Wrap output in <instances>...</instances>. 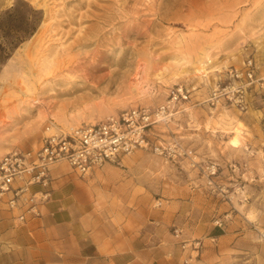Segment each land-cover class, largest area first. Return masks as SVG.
I'll return each instance as SVG.
<instances>
[{"label": "rangeland", "instance_id": "rangeland-1", "mask_svg": "<svg viewBox=\"0 0 264 264\" xmlns=\"http://www.w3.org/2000/svg\"><path fill=\"white\" fill-rule=\"evenodd\" d=\"M16 1L0 0V26ZM22 1L41 21L0 54V157L38 146L55 126L169 104V118L151 128L167 153L136 149L111 164L115 192L157 210L194 194L211 216L195 230L184 218L169 223L178 264H253L264 248V88L244 87L243 111L213 91L245 85L227 71L249 58L264 76V0ZM235 134L238 147L228 143Z\"/></svg>", "mask_w": 264, "mask_h": 264}, {"label": "crops", "instance_id": "crops-1", "mask_svg": "<svg viewBox=\"0 0 264 264\" xmlns=\"http://www.w3.org/2000/svg\"><path fill=\"white\" fill-rule=\"evenodd\" d=\"M245 119L247 123L239 120L252 124L250 114ZM262 154L264 150V167ZM114 172L105 163L80 176L58 162L50 168V194L38 215L0 202V264H178L169 223L184 218L195 230L207 224L211 211L194 194L166 199L162 210L136 202L130 206L128 197L115 192ZM252 261L264 264V248Z\"/></svg>", "mask_w": 264, "mask_h": 264}, {"label": "built area", "instance_id": "built-area-1", "mask_svg": "<svg viewBox=\"0 0 264 264\" xmlns=\"http://www.w3.org/2000/svg\"><path fill=\"white\" fill-rule=\"evenodd\" d=\"M227 73L235 79L246 78L245 85L229 82L214 90L213 97L218 98L223 93L238 110H246L244 87L257 82L264 88V76H254L250 58L241 70L230 68ZM170 115L169 104L155 108L132 106L93 122L65 128L49 125L55 129L45 134L38 146L14 148L0 157V202L10 209L38 215L39 205L50 194V168L55 163L65 162L77 174L85 176L105 163L119 164L136 149L150 147L158 155L166 154L167 148L151 139V128ZM33 185L39 188L32 190ZM19 218L23 219L24 213Z\"/></svg>", "mask_w": 264, "mask_h": 264}, {"label": "trees", "instance_id": "trees-1", "mask_svg": "<svg viewBox=\"0 0 264 264\" xmlns=\"http://www.w3.org/2000/svg\"><path fill=\"white\" fill-rule=\"evenodd\" d=\"M3 15L10 17V20L7 24L0 26V29L4 31L5 39V44L0 42L1 61L10 55L11 50L30 37L41 21L40 10L22 0L16 1L11 8L3 12Z\"/></svg>", "mask_w": 264, "mask_h": 264}, {"label": "bare ground", "instance_id": "bare-ground-1", "mask_svg": "<svg viewBox=\"0 0 264 264\" xmlns=\"http://www.w3.org/2000/svg\"><path fill=\"white\" fill-rule=\"evenodd\" d=\"M36 32H37V30L34 32V34H35ZM34 34H33V35H34ZM238 122H239V121H238ZM238 129H239L238 126H236V127L234 128V130H235L236 132H238ZM228 143H229L231 146L238 147L239 144H240V141H239V139L237 138V136H236V134H235V135H232V136L229 138Z\"/></svg>", "mask_w": 264, "mask_h": 264}]
</instances>
